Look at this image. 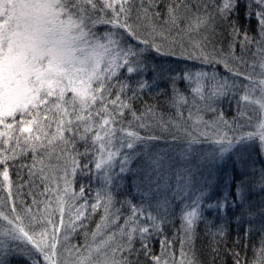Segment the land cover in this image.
Listing matches in <instances>:
<instances>
[{
  "label": "snow or ice",
  "instance_id": "snow-or-ice-1",
  "mask_svg": "<svg viewBox=\"0 0 264 264\" xmlns=\"http://www.w3.org/2000/svg\"><path fill=\"white\" fill-rule=\"evenodd\" d=\"M241 10L255 18L256 35L241 28ZM153 53L211 71L166 74L151 62ZM164 79L171 92L161 94L176 110L167 119L144 99ZM224 100L235 101L231 120L217 106ZM163 134L186 145L177 153L173 196L182 206L172 239L164 235L175 215L166 196L147 209L123 201L130 212L121 223L114 195L130 172H143L137 190L144 197L154 181L157 196L170 187L175 157L150 151ZM256 141L264 150V0H0V264H10V256L27 264H142L141 256L149 264H201L199 224L212 237L213 254L227 235L223 225L207 222L206 208H238L243 236L237 233L226 250L233 264H264V204L245 208L246 181L236 182L233 198L208 202L212 168ZM204 142L210 151L195 147ZM201 168L203 183L196 179ZM84 175L99 182L91 197L90 188L77 187ZM255 183L264 190V170ZM257 233L253 258L242 257L237 249H247ZM158 235L155 254L150 240Z\"/></svg>",
  "mask_w": 264,
  "mask_h": 264
},
{
  "label": "trees",
  "instance_id": "trees-1",
  "mask_svg": "<svg viewBox=\"0 0 264 264\" xmlns=\"http://www.w3.org/2000/svg\"><path fill=\"white\" fill-rule=\"evenodd\" d=\"M162 7V6H161ZM240 26L242 29H248L251 35H256V21L255 18L253 17L251 20L246 19L243 15V10H241V15H240ZM231 37L225 33L223 37V47L227 49V45ZM237 52H239V47H237ZM150 59L151 62H153L156 65H163L166 74L170 70L171 74L175 75L177 73L182 72L185 68H189L192 71H197L201 67H203L205 70L211 71V68H209L207 65H201L199 61H179L176 58H171V57H159L155 56V54H150ZM219 72L223 74L224 70L222 67H218L217 69ZM148 79H151L152 73L149 71L148 73L145 74ZM178 88L183 91L186 95H191V93L188 91V86L185 81L180 80L177 82ZM171 89L169 88L168 81L166 79L161 80L159 82L158 88H155L152 90L151 94L145 93L144 99L148 101V103L156 105L157 106V112L162 113L164 118L167 119L169 116H175V109L170 107L166 103V95L161 94V93H168L170 94ZM220 109L223 110L225 117L229 120L232 119V117L235 115V101H232L229 103L228 100H224L220 102L217 105ZM137 109H142V105L140 103H137L136 105ZM185 117L187 116V109H183ZM203 115L205 120H212L215 119V113L212 112H203L201 113ZM143 134V132H142ZM156 134H160L159 131L157 130ZM165 136V139H161L158 142H155L154 146L150 148V151H161V152H166L170 156L175 157L176 163L173 164L172 169H171V177L168 180V184L170 187L168 188L166 194H164L169 201H171V208L172 211L175 213V215L171 216V223L165 225V230H164V235L167 236L169 239H172L174 234L178 235V229L180 227V219H179V206H181V202L173 196V192H175L176 189V177H175V169L176 167L181 166L180 161H179V156L177 153L180 151L181 148L185 147L186 145L184 144L183 141H177L176 144L171 143V137L168 136L167 134H163ZM167 140V142H166ZM198 149H202L207 151L209 149L208 144L206 142L202 143L201 145L195 146ZM140 158L137 160H134L132 163V168H136L137 164L139 162ZM171 163V161H169ZM192 163H196L195 157L192 160ZM261 166V163H260ZM117 171V169H116ZM119 171V170H118ZM117 171V172H118ZM223 179L225 176L221 172V167H219V170H215L212 177L217 178L218 176ZM230 184L228 187V193L229 197L233 198L236 187L235 184L237 181H239L240 178H244L243 175L238 174L234 170H231L230 172ZM128 173L124 174V191H121L118 189V192H114L115 199L117 201L116 203V208L120 209V214H121V223L123 222V217L127 216L130 211L128 206L126 204H122L123 201L125 200H130L134 204H136V200L131 196L129 189H131L133 192L135 191L137 197L143 198V195L141 194L140 191L137 190V183H140L141 179L143 178V172L134 175L133 173L130 172L129 175ZM127 175V176H126ZM204 177H207L206 174H203ZM126 176V177H125ZM154 176V175H153ZM202 176L201 172L198 171L196 172V179L200 180V177ZM260 174L258 175V177ZM258 179V178H257ZM255 178L254 181H246L245 184V197L247 203L245 204V208H247L249 205L252 206L253 210H257L261 207L262 204H264V190H262L259 186V184L255 183L257 180ZM203 180V178H202ZM80 183H83L87 188H90L91 191L87 192L86 194L89 195L90 197L94 195L95 190L97 187H99V182L96 178L90 179L89 176L84 175L78 178V183L77 187L79 186ZM162 183V181L160 182ZM135 184V187H133ZM154 185V184H153ZM215 184L213 183L212 185V190ZM196 185L193 187L195 189ZM115 190V189H114ZM161 197L159 200H163L164 197ZM217 200H209L208 202L215 204ZM156 203V201H155ZM155 204H153L154 207ZM147 209V208H146ZM206 215V220L208 223L211 225L215 226H221L223 225L226 229V241L225 244L220 245V251L219 254H213L211 252V247L210 245L213 243L212 237L208 234L206 231V225L202 222L199 224L198 229H197V239L195 242L196 246V253L197 257L200 260L201 264H233V257L226 250V248L230 249L233 247V243L236 239L237 233H239L241 236H243V231L244 228L238 226L236 217L239 216L240 210L238 208H228L224 212H218L215 208L213 209H205ZM102 215L101 212H97L95 216L92 217L91 223L89 224V228H95L96 222L100 219V216ZM255 223H259V219L255 221ZM216 228L212 227L211 231L215 232ZM258 233L253 235L251 240L249 241V247L245 249L243 245L239 247L237 250L240 251L241 256L244 257L245 255L249 260L252 259V245L257 244L259 239L257 237ZM162 236H154L150 240V247L153 253L159 254L161 251V239ZM75 240L79 241L82 240L81 236H76L74 238ZM226 245V246H225ZM137 247H139V242H137ZM179 245L177 244V248ZM10 264H27V262L24 260V258L19 257V256H10L8 257ZM141 261L142 264H149V261L143 256H141Z\"/></svg>",
  "mask_w": 264,
  "mask_h": 264
},
{
  "label": "rangeland",
  "instance_id": "rangeland-1",
  "mask_svg": "<svg viewBox=\"0 0 264 264\" xmlns=\"http://www.w3.org/2000/svg\"><path fill=\"white\" fill-rule=\"evenodd\" d=\"M206 144H208V146H209V149L207 151H210L213 146L208 142H206ZM260 163H261V166H260ZM220 167H221V172L225 176V178L221 179L217 173H216V175L218 176L217 178H214V176L212 177V185H213V183L215 184V186L213 187V189L215 188V190L210 191V197L211 198L209 200H219L225 194L229 195V193H228V187L230 184V173L229 172L231 170H234L238 174L243 175L245 180H247L249 182L254 181L255 178L256 179L259 178L258 175L261 174L262 170H264V150L261 149L259 142L256 141V142L248 145L246 150L243 151L240 155L237 156L234 154H230L228 157L225 158V162ZM116 169H117V171L119 170L118 167ZM215 170L217 171V169L215 167H213L212 173H214ZM199 171L202 174L199 181L201 183H203V180H202V178H204L203 174L207 175V172L203 168H201ZM129 174L130 173H128L127 175H129ZM152 175H154V174H152ZM123 180H124V174H123ZM198 186L199 185L197 184L196 187H198ZM133 187H135V184ZM151 187L153 189L152 194L149 197L143 196V198L137 197L136 195H138V194H136L135 191L133 192L131 189H129V192H130L131 196H133V198L136 200L135 202L137 205H140L143 203L145 208H148V202L151 201V204L153 206V204H155V201L157 199H160L161 197L165 196L164 194H166V192L168 190V188L165 189V188L161 187L160 194L157 196V194H156L157 183L154 181L152 183ZM123 188H124V181H122L120 183L119 187L116 188L114 190V192H118V189H119L120 193H121V191H124ZM210 190H212V189H210ZM193 191H194V189H193ZM184 199L187 200L186 197ZM178 200L181 202V206H182V201L180 199H178ZM181 206H179V211L181 210ZM129 212L130 211H128V213ZM204 215H206L205 211H204ZM257 237H258V239L260 238L259 234L257 235ZM252 258H253V254H252Z\"/></svg>",
  "mask_w": 264,
  "mask_h": 264
}]
</instances>
